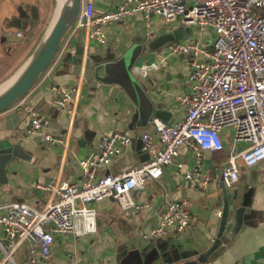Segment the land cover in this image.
Masks as SVG:
<instances>
[{
    "label": "crops",
    "instance_id": "0c3cea01",
    "mask_svg": "<svg viewBox=\"0 0 264 264\" xmlns=\"http://www.w3.org/2000/svg\"><path fill=\"white\" fill-rule=\"evenodd\" d=\"M86 1L80 0V9ZM91 1L96 13L101 14L114 10L119 0ZM54 10V0H0V85L32 55ZM13 18L34 22L27 35L17 36L18 30L6 27L5 22ZM165 25L152 17L153 39L147 41L140 15L125 23H113L102 28L107 37L103 46L95 40H85L81 32L69 31L56 57L31 90L0 113V150L20 144L28 156L12 159L6 165L5 181H0V204L24 203L42 210L53 203L54 190H45L43 186L79 184L83 180L79 161L98 155L99 140L106 134L119 132L134 139L130 145L121 147V154L108 167L99 170L100 175H116L146 161L140 160L135 148L137 131L144 130L156 138L149 124L156 118L154 111L164 112L167 119L162 121L167 123L181 120L184 107L177 97L189 92L185 85L189 72L185 58L167 56L164 48L154 51L149 48L155 39L174 31H181L179 41L185 40L180 24ZM4 35L21 41L5 42ZM79 56L83 64L80 75L75 76L73 68ZM161 58H165L164 63L146 78L132 74L133 66ZM87 59L95 65L90 81L82 77ZM53 85L73 94L75 91L74 99L66 107L53 105L50 90ZM25 105L48 117L49 124L42 132L60 138L61 144L47 148L40 135L24 136L29 126V118L23 111ZM151 109V118L144 125L141 115ZM221 137L224 150L203 155L198 178H184L194 161L191 151L181 147L177 161L163 168L158 180L149 181L144 190L132 192L131 197L134 194L139 198L143 209L136 214H124L112 200L103 202L102 207L98 204L95 234L81 240L56 235L50 259L35 264H264V161L252 168L239 167L238 181L225 202L219 169L221 173L226 159L247 144L235 142L231 129L222 130ZM176 163H181L182 169ZM205 177L211 180L203 186ZM176 200L184 202L190 211V228L181 233L169 228L163 237L149 239L152 228L160 223L165 205ZM23 248L21 254L20 250L15 254V264H24L21 256L29 255V246ZM219 249L222 250L218 252ZM1 259L0 251V264Z\"/></svg>",
    "mask_w": 264,
    "mask_h": 264
},
{
    "label": "built area",
    "instance_id": "2783aa9c",
    "mask_svg": "<svg viewBox=\"0 0 264 264\" xmlns=\"http://www.w3.org/2000/svg\"><path fill=\"white\" fill-rule=\"evenodd\" d=\"M140 15L145 38L153 39L151 18L205 30L210 42L173 40L163 45L165 55L185 58L189 72L185 85L189 92L177 97L184 107L181 120L167 123L157 118L149 121L156 138L144 133L141 152L148 159L138 167L119 174L100 175L121 154V147L134 138L113 132L103 135L98 143L99 153L80 160L83 180L77 184L48 183L43 189L55 192V201L42 210L24 203L0 204L1 264H15V254L29 246V263L47 262L56 235L84 238L97 232V205L109 199L116 202L124 214H136L143 205L131 197L132 192L144 190L151 180H158L163 168L175 163L181 147L188 148L193 157L192 170L184 174L190 180L200 176L205 153L224 150L221 132L233 131L235 142L247 146L231 154L221 168L220 181L231 188L238 181L239 167H255L264 161V0H119L115 9L97 14L94 3L87 0L79 11L72 30L83 33L85 40L106 44L102 28L113 23H125ZM20 34H17V36ZM213 37L210 39V36ZM166 52V53H165ZM165 58L148 64L135 65L131 72L144 79L158 70ZM53 105L64 108L75 96L58 85L50 88ZM29 118L24 136L40 135L47 148L62 143L58 137L42 132L48 117L37 108L23 107ZM182 169L181 163H176ZM211 179L205 177L203 186ZM192 223L190 211L181 200L167 203L160 223L152 228L149 239L166 235L169 228L181 233ZM94 264V263H88Z\"/></svg>",
    "mask_w": 264,
    "mask_h": 264
},
{
    "label": "water",
    "instance_id": "95a60500",
    "mask_svg": "<svg viewBox=\"0 0 264 264\" xmlns=\"http://www.w3.org/2000/svg\"><path fill=\"white\" fill-rule=\"evenodd\" d=\"M55 1V10L54 15L57 13L59 20L56 23L53 32L50 37L44 42V44L39 47L37 46L29 59L21 66V68L7 81L2 85L7 84L9 81L13 82L0 92V113L4 112L11 106L18 103L34 86L36 81L46 72L50 63L52 62L54 56L57 54L64 38L72 29L75 20L80 11V0H54ZM54 17V16H53ZM32 21L22 19V18H13L5 22L6 27L15 28L19 32L17 34L27 35L30 29L33 26ZM49 26V25H48ZM181 31H174L170 34H165L157 39H155L149 46L151 50H157L165 43L173 40H180L182 38ZM5 42L12 41H21L20 38L12 37L10 35L3 36ZM40 44V43H39ZM38 44V45H39ZM38 50V52H37ZM37 52V53H36ZM36 54V55H35ZM33 57L31 63L30 59ZM83 59L82 56H79L76 59V64L73 68V75L79 76L82 69ZM95 68L93 62H90V59L85 60L84 69L82 73L83 79L90 81L91 70ZM152 109L150 111H145L142 113L141 117L144 119V122L148 123L151 118ZM153 115L157 119L166 120L164 118L165 113L161 111H154ZM136 124V122H135ZM143 125V124H142ZM144 134V130H138L135 136V148L139 155L140 160H147V154H142L141 152V138ZM27 154L24 153V150L20 144H15L11 147L0 150V181H5V167L12 159H24L27 158ZM222 184V183H221ZM224 201L226 202L227 196H224ZM111 200V199H109ZM222 249L217 250L220 252ZM217 252V253H218Z\"/></svg>",
    "mask_w": 264,
    "mask_h": 264
},
{
    "label": "rangeland",
    "instance_id": "374dc122",
    "mask_svg": "<svg viewBox=\"0 0 264 264\" xmlns=\"http://www.w3.org/2000/svg\"><path fill=\"white\" fill-rule=\"evenodd\" d=\"M53 16H54V12H53ZM164 24V23H163ZM48 25V24H47ZM165 26H167V25H165ZM169 26H175V23H173V24H170ZM169 26H167V27H169ZM179 27H180V29H183L184 30V38L183 39H185V40H190V39H192V40H196V41H200L201 42V44H207V43H209V37L207 36V33L208 32H206L205 30L203 31V30H200V29H195V27H185V26H182V25H178ZM45 29H47V26H46V28ZM46 31V30H45ZM45 31H43L42 32V34H41V37H40V39L38 40V43H37V45L40 43V41H41V39H42V37H43V35H44V33H45ZM163 47H160V49H162ZM166 53V52H165ZM140 79V78H139ZM143 124L144 125H147V123L146 122H144V119H143ZM177 161V159H175V162ZM221 173H220V169H219V175H220ZM221 191H222V194L224 195V196H230V195H232V193H233V191H234V187L232 188H222L221 189ZM133 199H134V201L136 202V204H140V199L139 198H136V196L133 194ZM113 203H115V202H113ZM116 205H117V203H115ZM104 205V203L103 202H101V203H99V206L100 207H102ZM118 206V205H117ZM119 208V207H118ZM118 215H120L119 213H118ZM97 217H98V215H97ZM128 217H130V215H127V218ZM224 217H226V215L224 216ZM100 218V217H99ZM122 221H124V220H122ZM2 239V238H1ZM83 239V238H82ZM78 240H81V238H78ZM22 251H24V248L22 247L21 249H20V254L22 253ZM23 257V258H22ZM21 258H22V260H24V264H30L29 263V255L27 256V254H25L24 256H21ZM9 264V263H8Z\"/></svg>",
    "mask_w": 264,
    "mask_h": 264
},
{
    "label": "bare ground",
    "instance_id": "6f19581e",
    "mask_svg": "<svg viewBox=\"0 0 264 264\" xmlns=\"http://www.w3.org/2000/svg\"><path fill=\"white\" fill-rule=\"evenodd\" d=\"M58 20H59V17H58V15H57V13H55L54 17L52 18V20H51L49 26L47 27V29H46V31H45V33H44V35H43V37H42V39H41V41H40V44L38 45L39 47H41V46L44 44V42L50 37V35H51V33L53 32L54 27H55L56 23L58 22ZM37 52H38V50H37ZM37 52H36V53H37ZM35 55H36V54H35ZM32 60H33V57L30 59L29 63H31ZM14 79H15V78H14ZM14 79H13V80H14ZM13 80L9 81V82H8L7 84H5V85L0 86V92H1L2 90H4L6 87H8V86L13 82Z\"/></svg>",
    "mask_w": 264,
    "mask_h": 264
},
{
    "label": "trees",
    "instance_id": "16d2710c",
    "mask_svg": "<svg viewBox=\"0 0 264 264\" xmlns=\"http://www.w3.org/2000/svg\"><path fill=\"white\" fill-rule=\"evenodd\" d=\"M58 51H59V50H58ZM57 53H58V52H57ZM55 57H56V55L54 56V58H55ZM54 58H53V59H54ZM36 82H37V81H36Z\"/></svg>",
    "mask_w": 264,
    "mask_h": 264
}]
</instances>
